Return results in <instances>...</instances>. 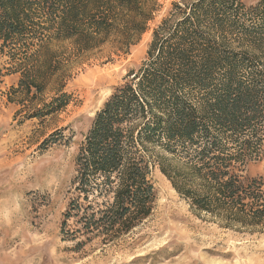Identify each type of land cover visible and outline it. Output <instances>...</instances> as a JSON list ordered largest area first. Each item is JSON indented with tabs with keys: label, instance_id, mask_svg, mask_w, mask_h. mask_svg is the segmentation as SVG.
Here are the masks:
<instances>
[{
	"label": "trees",
	"instance_id": "trees-1",
	"mask_svg": "<svg viewBox=\"0 0 264 264\" xmlns=\"http://www.w3.org/2000/svg\"><path fill=\"white\" fill-rule=\"evenodd\" d=\"M170 6L146 59L113 89L78 147L61 223L75 253L116 243L150 216L155 169L198 216L264 231V184L246 175L264 161V0ZM158 10L157 0H0V56L19 75L12 93L34 102L56 82L27 118L63 112L71 68L108 44L127 54ZM63 134L42 145L64 143Z\"/></svg>",
	"mask_w": 264,
	"mask_h": 264
},
{
	"label": "rangeland",
	"instance_id": "rangeland-1",
	"mask_svg": "<svg viewBox=\"0 0 264 264\" xmlns=\"http://www.w3.org/2000/svg\"><path fill=\"white\" fill-rule=\"evenodd\" d=\"M179 1L157 0L149 30L127 54L108 44L75 64L63 83L72 102L43 120L27 114L50 100L56 82L34 102L21 104L11 91L19 75L7 84L9 62L0 56V264H264V231L227 228L198 216L158 169L151 174V214L132 233L109 245L93 241L80 253L61 235L75 155L94 115L141 66L152 29ZM240 1L250 6L257 0ZM57 130H64L67 141L44 147ZM246 175L264 184V161L249 165Z\"/></svg>",
	"mask_w": 264,
	"mask_h": 264
},
{
	"label": "crops",
	"instance_id": "crops-1",
	"mask_svg": "<svg viewBox=\"0 0 264 264\" xmlns=\"http://www.w3.org/2000/svg\"><path fill=\"white\" fill-rule=\"evenodd\" d=\"M5 79V82L10 85H13L16 83L17 81V75L16 74H10V76H7L4 78Z\"/></svg>",
	"mask_w": 264,
	"mask_h": 264
}]
</instances>
